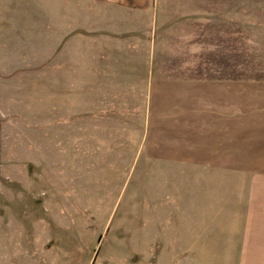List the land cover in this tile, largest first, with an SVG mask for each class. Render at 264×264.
Returning a JSON list of instances; mask_svg holds the SVG:
<instances>
[{
  "label": "rangeland",
  "instance_id": "rangeland-1",
  "mask_svg": "<svg viewBox=\"0 0 264 264\" xmlns=\"http://www.w3.org/2000/svg\"><path fill=\"white\" fill-rule=\"evenodd\" d=\"M190 77L264 81V0H0V264H264V160L156 158Z\"/></svg>",
  "mask_w": 264,
  "mask_h": 264
},
{
  "label": "crops",
  "instance_id": "crops-1",
  "mask_svg": "<svg viewBox=\"0 0 264 264\" xmlns=\"http://www.w3.org/2000/svg\"><path fill=\"white\" fill-rule=\"evenodd\" d=\"M95 1L126 7L145 0ZM252 83L230 78L190 77L165 84L167 90L162 92L168 93L169 116L161 115V107L156 112L152 109L151 115L161 120L160 124L168 117V129L173 133L169 140L155 142L174 145L176 151L159 152L156 158L223 165L227 161L264 160V81ZM163 125L157 123L153 127L155 135H163L161 138L166 136Z\"/></svg>",
  "mask_w": 264,
  "mask_h": 264
}]
</instances>
